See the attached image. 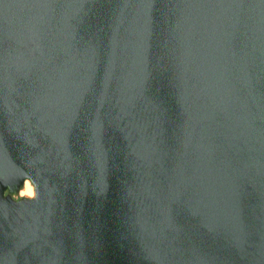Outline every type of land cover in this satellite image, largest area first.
<instances>
[{
	"label": "water",
	"instance_id": "water-1",
	"mask_svg": "<svg viewBox=\"0 0 264 264\" xmlns=\"http://www.w3.org/2000/svg\"><path fill=\"white\" fill-rule=\"evenodd\" d=\"M0 264H264V0H0Z\"/></svg>",
	"mask_w": 264,
	"mask_h": 264
},
{
	"label": "clouds",
	"instance_id": "clouds-1",
	"mask_svg": "<svg viewBox=\"0 0 264 264\" xmlns=\"http://www.w3.org/2000/svg\"><path fill=\"white\" fill-rule=\"evenodd\" d=\"M17 195L21 199L26 197L29 200H34L36 198V188L33 187L30 179L23 181V189Z\"/></svg>",
	"mask_w": 264,
	"mask_h": 264
},
{
	"label": "rangeland",
	"instance_id": "rangeland-1",
	"mask_svg": "<svg viewBox=\"0 0 264 264\" xmlns=\"http://www.w3.org/2000/svg\"><path fill=\"white\" fill-rule=\"evenodd\" d=\"M18 192H19V191H18ZM14 198H19V197H18V195L16 194V195H14Z\"/></svg>",
	"mask_w": 264,
	"mask_h": 264
},
{
	"label": "bare ground",
	"instance_id": "bare-ground-1",
	"mask_svg": "<svg viewBox=\"0 0 264 264\" xmlns=\"http://www.w3.org/2000/svg\"><path fill=\"white\" fill-rule=\"evenodd\" d=\"M25 180H28V179H25ZM22 189H23V185H22V187L19 189V191L22 190Z\"/></svg>",
	"mask_w": 264,
	"mask_h": 264
}]
</instances>
